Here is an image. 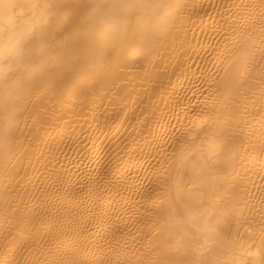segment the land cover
Here are the masks:
<instances>
[{
    "label": "bare ground",
    "instance_id": "1",
    "mask_svg": "<svg viewBox=\"0 0 264 264\" xmlns=\"http://www.w3.org/2000/svg\"><path fill=\"white\" fill-rule=\"evenodd\" d=\"M261 260L264 0H0V264Z\"/></svg>",
    "mask_w": 264,
    "mask_h": 264
},
{
    "label": "snow or ice",
    "instance_id": "2",
    "mask_svg": "<svg viewBox=\"0 0 264 264\" xmlns=\"http://www.w3.org/2000/svg\"><path fill=\"white\" fill-rule=\"evenodd\" d=\"M9 7H11V6H9ZM126 7H133L132 5H126ZM259 264H264V260H261L260 262H259Z\"/></svg>",
    "mask_w": 264,
    "mask_h": 264
}]
</instances>
